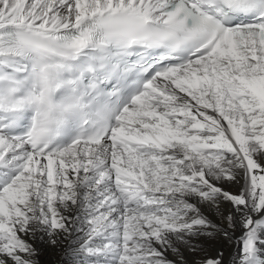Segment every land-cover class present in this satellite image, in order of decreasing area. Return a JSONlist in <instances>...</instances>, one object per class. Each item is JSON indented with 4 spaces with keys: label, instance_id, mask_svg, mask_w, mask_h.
<instances>
[{
    "label": "snow or ice",
    "instance_id": "obj_1",
    "mask_svg": "<svg viewBox=\"0 0 264 264\" xmlns=\"http://www.w3.org/2000/svg\"><path fill=\"white\" fill-rule=\"evenodd\" d=\"M201 240L264 264V0H0V264Z\"/></svg>",
    "mask_w": 264,
    "mask_h": 264
},
{
    "label": "bare ground",
    "instance_id": "obj_2",
    "mask_svg": "<svg viewBox=\"0 0 264 264\" xmlns=\"http://www.w3.org/2000/svg\"><path fill=\"white\" fill-rule=\"evenodd\" d=\"M224 188L230 190L232 192H237L239 190L240 185L237 183H224ZM227 207V205H225ZM200 243L204 246L205 251L208 255H215L216 250L218 248H223L224 251V260L225 264H227L230 254L233 251V248L228 243L224 242L223 240H201ZM42 254L40 256L41 264H60L59 261V252L57 250L49 249L45 245H41ZM184 256L186 260L189 262L192 261L193 257L190 255L186 250H184ZM169 259H176L171 253H169Z\"/></svg>",
    "mask_w": 264,
    "mask_h": 264
}]
</instances>
